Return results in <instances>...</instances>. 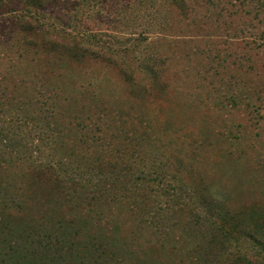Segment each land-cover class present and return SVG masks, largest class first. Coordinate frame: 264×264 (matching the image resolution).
I'll use <instances>...</instances> for the list:
<instances>
[{"label": "rangeland", "instance_id": "obj_1", "mask_svg": "<svg viewBox=\"0 0 264 264\" xmlns=\"http://www.w3.org/2000/svg\"><path fill=\"white\" fill-rule=\"evenodd\" d=\"M216 1L0 0V264H264V0Z\"/></svg>", "mask_w": 264, "mask_h": 264}, {"label": "trees", "instance_id": "obj_2", "mask_svg": "<svg viewBox=\"0 0 264 264\" xmlns=\"http://www.w3.org/2000/svg\"><path fill=\"white\" fill-rule=\"evenodd\" d=\"M39 2L37 3L38 5L41 3V0H38ZM245 2V0H242L241 1V3H244ZM257 2H261V0H257ZM222 3V0H217L216 1V3L214 4V5H216V4H218L220 7H221V4ZM240 3V4H241ZM259 6L261 7L262 6V3H260L259 4ZM258 12V13H257ZM260 13H262V11H261V9L258 11V10H256V14L258 15V14H260ZM263 31H264V28H263ZM262 31V32H263ZM49 42L50 43H55V44H61L59 41H58V39H56V37H54V38H52V39H49ZM152 72V71H151ZM13 99V98H12ZM17 100H19V99H17ZM17 100H15V99H13L12 100V104H14L15 106V108L14 109H18V110H20L21 109V106L22 105H20V101H17ZM8 102V101H7ZM9 103H11V101H10V99H9ZM10 108L12 109L13 107H11L10 106ZM22 110V109H21ZM2 153L4 154V155H2ZM12 153L10 152V151H1V154H0V156H1V158H0V192L1 193H8V191H10V192H18V190L20 189V183H18L21 179H22V177H23V175H24V172H22V171H19V169H17L16 170V168L17 167H19V166H24V161H22V158H20V156H12L11 155ZM130 156V155H129ZM15 159V161H10L11 159ZM12 162V163H11ZM12 165H15V171H13V168H12ZM57 168H58V166H56L55 168L53 167V165L51 164L48 168H47V170L52 174V175H54V177H55V181H56V183L57 184H59L60 186H62L63 185V183H67V179H69L71 176H68V174L67 175H63V174H61V172H59L58 170H57ZM20 169H21V167H20ZM12 170V171H11ZM92 170H93V168H92V166L89 164V166H88V168H87V172H86V174H88V175H91V177H92V175H93V172H92ZM7 171V172H6ZM74 173V172H73ZM7 175H11L12 176V182L8 185L7 184V182H8V178H9V176H7ZM79 175V174H78ZM78 175H76V176H74L72 179H74V180H76L77 182V187L79 186V188H80V191L84 194V197L83 196H81L84 200H86V199H88L89 200V198H91L93 195H95V194H93L95 191H93V189L90 191L89 190V188H91V183H90V178H88V177H86L85 176V178H83L82 176H78ZM93 179V178H92ZM26 184H25V187H26V191H28V192H32V189L34 188V184H30V182H25ZM86 184H88V186H90L89 188H87L86 186ZM17 186V187H16ZM96 186V185H95ZM97 187V186H96ZM107 189V188H106ZM81 192L79 193V195L81 194ZM5 193V194H6ZM21 197L23 196V195H20ZM24 197H26V196H24ZM4 209H7V204L3 201V200H0V220L2 219V218H6L5 216V212H3V210ZM242 235L244 234L245 236H247L248 238H250V240H251V242H253V243H255L256 245H260V241L261 240H258L257 239V229H253V230H251V231H249V232H240ZM263 240V239H262ZM264 241V240H263ZM102 248L103 250H104V248L102 247V245L101 244H98V249L99 248ZM262 249V248H261Z\"/></svg>", "mask_w": 264, "mask_h": 264}]
</instances>
